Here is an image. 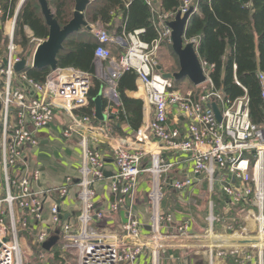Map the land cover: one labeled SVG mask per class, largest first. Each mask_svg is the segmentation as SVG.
I'll return each mask as SVG.
<instances>
[{"label":"built area","instance_id":"2783aa9c","mask_svg":"<svg viewBox=\"0 0 264 264\" xmlns=\"http://www.w3.org/2000/svg\"><path fill=\"white\" fill-rule=\"evenodd\" d=\"M25 1L21 0L14 15L1 24L0 264H24L26 256L35 259L37 252H26V233L34 235L32 244L42 250L45 264H51L49 259L54 255L46 253L43 245L53 236H58L59 260L56 264H162L166 240L199 238L193 232L191 222L176 225L175 215L161 210L164 197L162 176L177 165V162H166L161 150L175 155L186 154L189 156L187 161L192 164L194 178H173L168 182L171 189L183 192L193 186L199 190L205 187L209 196L217 194L223 200L225 209L230 207L246 214L247 227L236 230L229 226L233 231V235L229 236L251 238L260 235L264 239V127L252 123L248 97L232 101L222 91L216 90L210 78L213 66L203 60L207 82L198 87L201 90L197 94L175 89L173 80L164 78L159 70L162 46L172 45V30L167 22L178 13L184 16L191 7H195L196 13L198 0H182L175 14H159L152 0H147L157 32V38L150 42L143 39L145 29L123 31L119 36L92 25L91 32L98 42L94 53L95 73L106 85L107 112L109 115L118 114V82L123 74H136L143 86L144 106L152 109V117L134 137L140 144L158 143L160 150L151 153V165L143 170L141 164L148 155L145 150L129 151L122 145L115 147L113 153L117 170L107 178L102 152L91 148L83 137L78 179L67 178L65 185L49 189L39 186L41 172L31 166L30 153L40 146V132L50 127L57 111H63L71 118V123L62 132L64 139H71L78 129L89 124L90 117H79L75 112L89 105L93 77L74 68H58L51 71L43 83H39L25 71H14L15 64L22 59L14 45V36ZM94 1L90 0V4ZM122 1L128 9L134 0ZM113 17L121 21L120 15L113 14ZM25 30L33 36L28 27ZM32 41L35 44L34 55L37 46L44 40ZM189 43L194 44L198 53L200 40L193 39ZM113 47L122 49L119 60L113 56ZM257 79L264 99V72L259 71ZM212 103H216L221 111L220 123L210 107ZM173 108L178 109L188 124L184 133L178 125L170 124ZM142 172L152 176L148 194L151 240L141 242L142 226L131 218L119 226V233L103 232L94 227L97 220L106 216L105 212L97 210L96 184L110 180V190L115 197L110 213L114 214L123 208L127 199L134 198ZM72 187L77 188V224L63 220L60 205L56 203L57 199L66 198ZM46 198L52 202L49 218L45 213ZM208 208L206 222L209 230L205 238L209 242L214 227L224 223V219L216 215L212 200ZM251 223L255 224V229H248ZM171 228H174V234H170ZM206 248L209 250V264H216V256L230 258L253 249ZM256 249L257 256L250 254L246 262L264 264V250ZM32 264H36L35 261ZM178 264H191V260L185 256L179 259Z\"/></svg>","mask_w":264,"mask_h":264},{"label":"trees","instance_id":"16d2710c","mask_svg":"<svg viewBox=\"0 0 264 264\" xmlns=\"http://www.w3.org/2000/svg\"><path fill=\"white\" fill-rule=\"evenodd\" d=\"M20 1L0 0L3 11V16L0 17V45L1 24L14 15ZM47 1L54 18L62 27L72 20L75 0ZM152 2L156 5L155 0ZM181 4L182 0H161L156 7L159 14H175ZM197 8L199 12L190 18L185 40H200L198 53L201 60L213 66L210 78L215 89L222 91L232 101L247 96L252 123L257 127H264V99L257 79V73L264 72V0H198ZM113 14L120 15L121 21H116ZM86 20L89 24L98 26L97 28L119 36L123 31L128 33L145 29V41L157 38L152 9L147 0H134L128 9L122 0H95L87 9ZM25 27L31 30L32 37ZM48 36L49 28L39 1L26 0L18 16L14 45L18 38L31 49L32 39L46 40ZM97 45L92 32L81 31L65 41L64 49L57 57L58 68H74L92 75L90 104L87 115H84L90 118L95 107L94 99L105 87L104 81L95 75L94 53ZM25 72L36 82L43 83L51 70L28 68ZM137 82L138 78L133 72L124 73L118 82V114L111 116V124L114 133L121 137L127 136L129 131L135 134L143 127L144 102L130 99L125 94L126 91H136ZM104 101L107 108V100ZM124 127H127V131ZM54 258L58 262L57 253Z\"/></svg>","mask_w":264,"mask_h":264},{"label":"crops","instance_id":"0c3cea01","mask_svg":"<svg viewBox=\"0 0 264 264\" xmlns=\"http://www.w3.org/2000/svg\"><path fill=\"white\" fill-rule=\"evenodd\" d=\"M156 5H159L161 0H155ZM197 12L199 9L197 8ZM91 25V24H90ZM92 26V25H91ZM112 33V32H111ZM113 56L116 60H119L120 52L122 49H118L117 47H113ZM22 58V57H21ZM28 60V64L31 67L33 54L32 52L29 55L25 56ZM196 90L197 87H195ZM194 90V89H192ZM190 92V90L186 91ZM200 92V91H199ZM102 94V102H103V115L106 117L105 120H100L96 115V106L93 109V115L91 116L89 124L85 128L78 129L77 133L71 139H64L62 137V132L66 128L67 125L71 123V118L68 114L63 111L56 112V118L54 122L50 125V127L42 130L40 132V146L34 149L29 156V162L31 166L37 168L41 172V181L40 187L42 189H49L53 187H60L65 185L66 179L71 178L74 181L78 179V168L80 166L81 161V147L80 142L83 137L86 138L89 146L91 148L98 149L102 152L105 162H106V173L107 178L111 177L116 173V165L114 161V153L113 149L122 145L129 151L136 150H145L148 155L146 159L142 162L141 168L144 170L146 167L151 165V153H156L159 149L157 144H140L135 140L134 133L129 131L127 136L121 137L118 134H115L112 127V120H110L111 116L107 112V108L105 107V101L108 98L106 95V85L104 90L101 92ZM126 96L130 99L142 100L143 101V86L140 82H137V90L136 91H126ZM90 104V103H89ZM88 107L78 109L75 114L79 117H85L86 111ZM152 117V109L149 107L143 106V126L151 120ZM180 120V121H178ZM170 124L172 126H177L184 133L187 130V122L183 119L180 112L177 108H173L172 114L169 117ZM124 130L127 131V127H124ZM162 157L166 162H177V165L167 174L162 176L163 181V201L161 203L162 212H172L175 217L177 224H181L183 222H191L192 230L196 236L199 237L197 239L190 240L186 237L181 238H171L166 240L167 248L162 251L164 254L163 257L168 256L170 261H173L174 264H178L179 259L184 258L185 256L191 260V264H209V250L206 252H201L196 248L194 243L203 236L198 235L201 234V231H207L208 224L201 218L202 212L203 214L208 213V204L209 201L212 200L215 204V211L219 215L221 214L220 210H217V206L215 201L213 200V196H209L206 193V188L199 190L197 187H190L183 192H177L168 185V182L173 178H194L192 164L187 161L189 156L186 154H172L170 152L161 150ZM110 180L106 179L104 181L96 184L97 191V210L105 212L106 216L100 220H97L94 223V227L98 228L103 232L110 233H119V226L126 222L128 218L137 220L142 226V239L141 242H148L151 240L150 232H151V205L148 199V194L151 190L152 186V176L149 173L142 172L138 178V186L136 195L133 199H127L123 208H121L117 213H110L111 205L115 201L114 195L110 190ZM220 208L223 210L224 202L219 198ZM50 198L45 199V213L47 218H49V211L51 206ZM56 203L60 205V211L63 217V220L69 221L73 224H77L78 217V201H77V188H70L69 194L66 198L57 199ZM207 206V208H206ZM202 207L204 209L201 211ZM207 211V212H206ZM201 214V215H199ZM244 214V213H242ZM205 215V216H206ZM231 216H235L234 213ZM239 221L233 227L240 229ZM251 229L255 228L254 225L250 224ZM218 228V227H217ZM174 228H171L170 234H174ZM216 235V234H215ZM213 234L210 235V238L214 237L219 241H213L214 243H209L208 239H206V246L211 248L213 245H218L221 242L234 241L237 239V236L231 237L218 235L215 236ZM223 239V240H222ZM249 238H241L239 240L240 246L244 249L245 245L249 243H242L243 240L248 241ZM196 240V241H194ZM130 241V240H127ZM138 242V241H137ZM139 243V242H138ZM202 243V242H199ZM201 245V244H200ZM202 246V247H206ZM252 247H257V245H251ZM152 245L149 247L151 248ZM218 247V246H217ZM193 248V249H192ZM249 248V247H247ZM148 254V252H147ZM253 254V256H257V253L249 252L248 250L244 251L239 256L223 258L220 256H216V264H250L246 262V257ZM145 258V255H143ZM144 258L142 257V262H144ZM36 264H45L42 256L38 257V259H33L32 262ZM49 262L51 264H56L57 260L55 258H50Z\"/></svg>","mask_w":264,"mask_h":264},{"label":"water","instance_id":"95a60500","mask_svg":"<svg viewBox=\"0 0 264 264\" xmlns=\"http://www.w3.org/2000/svg\"><path fill=\"white\" fill-rule=\"evenodd\" d=\"M42 13L44 15L46 24L49 28V36L35 50L32 58L31 67L28 60L23 57L20 62L15 64L14 71L20 73L26 71L28 68L43 69L50 68L51 71L58 69V55L64 49L65 41L73 34L81 32L84 28L92 31V26L86 20V12L90 6V0H75V7L73 11L72 20L65 26H61L54 18V14L49 7L47 0H38ZM195 13V7H191L188 13L184 16L178 13L176 17L167 22L168 27L172 30V46L173 52L177 56L180 64L179 71L175 73L165 72L160 66L159 70L163 72V77L170 80L179 81L187 78L195 86L200 87L207 82L201 58L195 50L193 43H185V31L189 24L190 18ZM96 115L100 120H105L103 115L102 94L100 93L95 99ZM213 109L218 122H222V114L216 103L210 104ZM113 117L110 118L112 120ZM106 175H108L106 173ZM58 236L51 237L44 245V251L50 252L57 244ZM242 243H248L243 240Z\"/></svg>","mask_w":264,"mask_h":264},{"label":"rangeland","instance_id":"374dc122","mask_svg":"<svg viewBox=\"0 0 264 264\" xmlns=\"http://www.w3.org/2000/svg\"><path fill=\"white\" fill-rule=\"evenodd\" d=\"M95 27H98V26H95ZM86 31L90 32L86 28H84L82 30V32H86ZM15 45L17 46V52L21 56L25 57V56L29 55V53H31L33 51V48H34L35 44L33 43V46L30 49V46H25L23 44V42L21 41V39L19 40L17 38L16 42H15ZM160 66L163 68V71H165V72L175 73V72L179 71V69H180L179 60H178L177 56L174 54V52H173V46L172 45L164 44L162 46V48L160 50ZM95 75H96V73H95ZM173 82H174L175 89L180 90L183 93H189V92H186V91L190 90V92H193V94H197L201 90V89H198V88H197L198 90H196L195 86L187 78L181 79L179 81L173 80ZM192 89H194V90H192ZM213 200L216 203L217 210H220L221 214H223V215H219L215 211L216 215H219L220 217H222L224 219V223H220V224H218V225H216L214 227V234L213 235L216 234L215 236H217V237H218V235H222V236H224L222 238H225L226 236H229V235H233V231L229 229V226L235 225L237 223V221H239V224H240L239 227H244V228L247 227V224L245 223L246 214H242L240 212H237V210L232 209L230 207L228 209H224V210H223L222 207L220 208L219 201H218L219 200V196L217 194L213 195ZM225 206L226 205H224V207ZM206 208H207V206H206ZM203 209H204V207H202L201 211ZM203 213H204V211L202 212V217L201 218L203 220L205 218V222H206V218H207V215L209 213V208H208L207 215L203 214ZM232 213L235 214L234 217L231 216ZM199 215H201V214H199ZM206 224H207V222H206ZM251 224L255 226L254 223H251ZM233 229H237V228L234 227ZM248 229L252 230V229H255V228L251 229V227L249 225ZM206 230L207 231H205V232L204 231L199 232L201 234H198V235H201V236L205 237L208 234L209 227H207ZM26 236H27L26 252L27 253H29L31 251L37 252V256L35 257V259L36 258L38 259V257L41 256V253H43L42 250L40 249V247H36V246H34L32 244V240H33V237H34L33 234L26 233ZM204 237L200 238V240H198V241L194 240V241H196L194 243V245L196 246V248H198V249H195V250H199L201 252L208 251V249L206 247H202V246H206L208 244V243H206V240H205ZM251 238H254V237H251ZM210 239H211V242H209V243H213V241H217V239L214 238V237H212ZM199 242H202V243H199ZM223 248H229V247H223ZM252 248L253 249H248V251L252 252V253H257V249L256 248H258V247H252ZM262 250H264V249H262ZM57 251H58V245L56 244L51 249V251L48 252V254L50 256H53L55 253H57ZM33 259L34 258H32V257L26 256L25 259H24V264H32V260ZM162 264H174V262L170 261L169 257L166 256V257H162Z\"/></svg>","mask_w":264,"mask_h":264},{"label":"bare ground","instance_id":"6f19581e","mask_svg":"<svg viewBox=\"0 0 264 264\" xmlns=\"http://www.w3.org/2000/svg\"><path fill=\"white\" fill-rule=\"evenodd\" d=\"M185 43L188 44L189 42H187L185 40ZM239 240H241L240 236L237 237V239L234 240V241H227V242H224V243L221 242L220 244L217 245L218 247L216 245H213L211 248H223V247L236 248V249L243 248V247L240 246ZM217 241H219V240H217ZM135 243L140 245V243H138L137 241ZM248 243H249L248 245H245L246 248L247 247H252L251 245H255L256 244L257 247L260 248L261 250L264 249V239L260 235H258V237L249 238L248 239Z\"/></svg>","mask_w":264,"mask_h":264}]
</instances>
